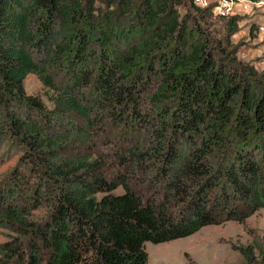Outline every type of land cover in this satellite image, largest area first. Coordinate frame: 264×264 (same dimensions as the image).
Here are the masks:
<instances>
[{"label": "trees", "instance_id": "trees-1", "mask_svg": "<svg viewBox=\"0 0 264 264\" xmlns=\"http://www.w3.org/2000/svg\"><path fill=\"white\" fill-rule=\"evenodd\" d=\"M213 10L0 0V160L17 155L0 264H146L145 242L264 207V72L236 58L240 17L216 37ZM252 237L240 264H264Z\"/></svg>", "mask_w": 264, "mask_h": 264}, {"label": "rangeland", "instance_id": "rangeland-1", "mask_svg": "<svg viewBox=\"0 0 264 264\" xmlns=\"http://www.w3.org/2000/svg\"><path fill=\"white\" fill-rule=\"evenodd\" d=\"M206 1L207 5L197 6H214L210 28L213 35L222 36L220 16L230 14L219 13L218 6L225 11L229 0ZM191 3L193 0H189V5ZM234 8L240 17L238 30L230 38L231 46L236 50V58L264 72V29H259L260 25H264V4L250 6L248 11L240 13L237 7ZM178 9L181 14L187 11L184 5H179ZM24 87L27 93L40 94L46 100L44 89L34 74L27 75ZM16 158L17 155H14L0 160V179L13 166ZM121 191L122 188L118 187L114 193ZM4 232L0 228V242L5 238ZM252 235L264 244V207L246 218L245 225L230 220L218 225L203 226L186 237L161 243L145 242L146 264H240L242 256L231 245L248 244L252 241Z\"/></svg>", "mask_w": 264, "mask_h": 264}, {"label": "built area", "instance_id": "built-area-1", "mask_svg": "<svg viewBox=\"0 0 264 264\" xmlns=\"http://www.w3.org/2000/svg\"><path fill=\"white\" fill-rule=\"evenodd\" d=\"M220 1V0H218ZM228 1V0H227ZM193 3L196 5H207V1L206 0H193ZM261 4H264V0H258V1H249V0H229V2L225 5L226 10H221V8L218 6L219 9V13H226V14H230V15H237L236 14V8L237 7L238 13L245 12L248 11L247 8L248 7H254V6H259ZM234 5V6H233ZM229 11V12H228ZM264 20V19H263ZM259 29H264V25H260Z\"/></svg>", "mask_w": 264, "mask_h": 264}]
</instances>
